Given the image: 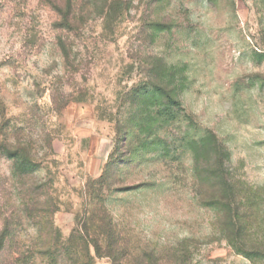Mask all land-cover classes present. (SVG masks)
<instances>
[{"label": "rangeland", "instance_id": "obj_1", "mask_svg": "<svg viewBox=\"0 0 264 264\" xmlns=\"http://www.w3.org/2000/svg\"><path fill=\"white\" fill-rule=\"evenodd\" d=\"M9 143L0 264H264V0H0Z\"/></svg>", "mask_w": 264, "mask_h": 264}, {"label": "trees", "instance_id": "obj_2", "mask_svg": "<svg viewBox=\"0 0 264 264\" xmlns=\"http://www.w3.org/2000/svg\"><path fill=\"white\" fill-rule=\"evenodd\" d=\"M170 102H172V104H177V102H175L172 98L170 99ZM212 139H214L215 143L217 142L216 137L214 135H212ZM218 148H220V145L217 144ZM0 152L5 155L6 157H8L9 159H11L12 161V171H11V177L12 179L18 183H20L21 186V190L18 192L19 198L22 201V205L24 208H22V212H24L26 214L27 217L31 216V210H29V208L26 205V193L24 194V188H25V178L26 175L28 173H30L31 171V167L33 166V163L29 160V157L27 155V151L25 149V147H23V145H21L20 143L13 145V144H6V145H0ZM36 211H39L40 213L38 215H40L38 218L42 219V224L43 225L38 227V236L39 239L42 241L43 237H45L46 241L43 240L41 243V245L44 244H48L49 247L52 245V242L57 244L59 239H58V230L57 228L54 226L52 221H48V217L46 216L47 213L50 214L51 211L48 210V208H40ZM48 239H47V238ZM76 238V239H75ZM74 240L72 241V243H75L78 240H82L78 237H74ZM71 242V241H70ZM52 247V246H51ZM88 244L83 243L81 246V251L83 252V256L86 258L87 260V264L88 260L90 259L89 256V251H88ZM95 251L97 252L96 247H94Z\"/></svg>", "mask_w": 264, "mask_h": 264}]
</instances>
